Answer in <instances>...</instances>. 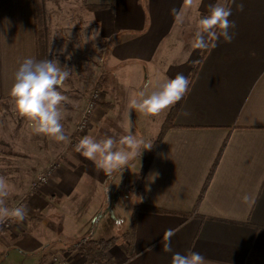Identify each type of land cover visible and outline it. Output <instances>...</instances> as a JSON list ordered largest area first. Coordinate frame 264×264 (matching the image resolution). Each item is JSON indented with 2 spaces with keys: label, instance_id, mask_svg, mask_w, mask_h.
<instances>
[{
  "label": "crops",
  "instance_id": "0c3cea01",
  "mask_svg": "<svg viewBox=\"0 0 264 264\" xmlns=\"http://www.w3.org/2000/svg\"><path fill=\"white\" fill-rule=\"evenodd\" d=\"M219 1L196 0L185 8L183 0H85L61 24L46 18L48 54L67 52L78 61L92 45V79L96 84L102 76L105 97L88 136L119 140L129 128H116L120 122L146 124L141 118L153 117L135 110L129 117L130 96L141 90L150 95L178 73L188 77L200 51L192 47L196 23ZM243 2L240 12L226 0L235 38L211 42L143 173L140 166L137 197L119 211L115 182L75 148L66 149L60 171L22 198L27 219L0 229V257L14 252L20 264H85L70 245L128 231L134 207L142 205L162 212L136 211L132 252L127 255L118 242L109 251L115 264H171L172 253L162 250L169 242L174 252H199L208 264H264V0ZM87 4L103 8L89 10ZM58 27L72 28L66 36L72 42L53 51ZM28 57L36 59L33 2L0 0V103L10 98L14 74ZM169 109L157 115L158 134Z\"/></svg>",
  "mask_w": 264,
  "mask_h": 264
},
{
  "label": "clouds",
  "instance_id": "9594fccd",
  "mask_svg": "<svg viewBox=\"0 0 264 264\" xmlns=\"http://www.w3.org/2000/svg\"><path fill=\"white\" fill-rule=\"evenodd\" d=\"M195 2L196 0H183V6L191 8ZM232 4L237 11L244 10L243 0H232ZM208 9V14L201 16L196 23L192 41L194 49H207L211 41H219L221 38L225 43H231L235 38V33L231 30L235 29L236 24L229 19L233 14L232 8L217 2L210 4ZM171 11L178 21L183 22L184 18L177 9L173 8ZM69 76L70 69L66 65L62 66L58 59L37 60L28 57L20 63L14 74L9 95L15 111L31 122L35 134L47 136L57 142H70L61 122L67 97L59 90ZM189 85V79L178 73L174 78L163 82L159 89L152 91L150 95L146 96L142 90L132 94L127 105L129 117L133 110L147 116L159 115L181 101L188 94ZM117 144L120 145L119 148L116 147ZM151 148V143H146L143 138L133 134L131 120L127 134L119 140L111 136L97 140L85 135L75 145L78 153L92 161L96 168L102 170L109 178L116 172L121 174L131 161L140 158L144 150ZM8 195V181L4 176H0V223L7 219L24 222L28 217L27 207H7L5 200ZM249 200L250 197L246 194L242 197L245 203ZM166 235L170 238L174 235V230H167ZM162 250L172 253L171 264H208L199 252H174L170 242L165 244Z\"/></svg>",
  "mask_w": 264,
  "mask_h": 264
},
{
  "label": "rangeland",
  "instance_id": "374dc122",
  "mask_svg": "<svg viewBox=\"0 0 264 264\" xmlns=\"http://www.w3.org/2000/svg\"><path fill=\"white\" fill-rule=\"evenodd\" d=\"M39 2L42 4L44 10L45 23L48 17V20L61 24L63 21L68 20L69 15H76L79 9L78 6L84 4L85 0H39ZM219 2L225 5L226 0H220ZM80 13L83 14L82 11H80ZM86 14L89 15L88 12H86ZM71 31L72 28L61 29L58 27L54 29V32L57 33L58 36H54L55 38L53 39L52 45L55 49H53V51H55L56 46L60 44L64 47H68L71 44V36L66 37L67 33ZM62 32L65 33L64 36ZM89 32L86 34V39L92 42L93 38L90 37ZM62 36L63 40H61ZM90 46L92 47V45L86 44V54L81 55L78 61L67 52L58 55H50L46 50L47 59H58L62 66L66 65L70 69L69 78L59 88L62 94L67 97V100L64 102L65 111L61 122L70 142H57L47 136L35 134L31 122L21 117L15 111L11 97L0 103V176H4L8 181L9 195L5 200V205L7 207L19 200L22 201L26 193L39 191V189L34 190L31 186L40 173L53 162H57L59 167L54 170L50 178L56 175L60 171L59 168L62 161L65 159L66 149L75 148V145L78 143L75 132L76 124L87 103L89 93L94 88H97L95 87L94 79H92L94 64L91 59H89V57H91L89 53L93 52ZM98 89L101 90V101L99 102V108H96L91 115L85 135L93 131V119L96 120L99 117L100 111H103L104 108L102 103L105 93L101 88ZM121 99H125V97H121ZM119 102L122 103V100H119ZM118 109H121L120 106ZM105 115L104 117H106ZM141 119L146 121V124L136 118L133 121L131 120L133 134L143 138L146 143H150V141L153 142V138L157 136L161 125L159 118L153 116L150 118L142 117ZM128 126L129 125L123 121L115 127L118 129L124 128V130L127 131ZM107 127L108 125H105L106 129ZM146 152L147 150L143 151V153ZM141 164V157H137L130 162L128 167H125L121 174L116 172L109 178V182L113 181L116 183L112 185V188L117 187V190L114 192L118 197L119 211H122L126 202L137 197L136 184L140 178L139 170ZM117 221L119 223V232H122L125 229V227H122V217L119 216ZM14 224L15 221L12 226ZM22 261L23 259L14 252L7 258L3 256L0 257V264H20Z\"/></svg>",
  "mask_w": 264,
  "mask_h": 264
},
{
  "label": "trees",
  "instance_id": "16d2710c",
  "mask_svg": "<svg viewBox=\"0 0 264 264\" xmlns=\"http://www.w3.org/2000/svg\"><path fill=\"white\" fill-rule=\"evenodd\" d=\"M33 2V9H34V19H35V50H36V59L37 60H44L47 59V52H46V44H47V27L45 23L44 18V10L42 7V4L39 2V0H32ZM86 8L89 10L103 8L101 5H86ZM212 42V41H211ZM209 43L207 49H200L199 54L196 58V61L194 65L190 68L188 79L190 83L192 82L196 71L204 58L205 54L207 53L209 46L211 44ZM102 81V76L99 77L97 80L95 87L100 88V82ZM182 101V100H181ZM181 101L177 102L174 106H172L169 111L166 114L165 120L161 126L160 132L152 142V148L148 150L146 155L143 157L142 160V172L147 167L148 163L151 161L153 153L155 152L156 146L160 141V138L166 128L172 125V121L175 117V114L180 106ZM103 104V103H102ZM73 136V135H71ZM216 162L213 164L212 168L210 169V172L208 174V177L206 179V182L204 184V187L200 193L199 199L202 196V193L204 189L206 188L212 173L214 171ZM137 210H143L147 212H155L159 213L162 212V210L151 208L147 206L142 205H136L132 212L131 217V226L128 231L122 232L117 235H113L107 238L99 237V238H90V237H82L76 241H74L70 245V249L77 251L84 257V263L85 264H115L112 256L109 255V251L118 243V242H124L126 245V251L127 255L131 254L132 252V245H133V236H134V230L136 227L135 223V213Z\"/></svg>",
  "mask_w": 264,
  "mask_h": 264
},
{
  "label": "built area",
  "instance_id": "2783aa9c",
  "mask_svg": "<svg viewBox=\"0 0 264 264\" xmlns=\"http://www.w3.org/2000/svg\"><path fill=\"white\" fill-rule=\"evenodd\" d=\"M100 91H101L100 89L94 88L89 93V98L87 100V103L75 127V132L78 138L85 135L92 113L95 111L96 108H99V102L101 101ZM57 167H59V164L57 162H53L52 164H50L43 172L40 173V175L38 176L36 181L33 182L31 187L34 190L39 189L40 185H43L48 181L51 174L54 172V170H56ZM21 205H22L21 200H19L13 203L12 205H10L9 208H14ZM14 221L15 219H7L3 223H0V228H10ZM61 264H63V261H61Z\"/></svg>",
  "mask_w": 264,
  "mask_h": 264
}]
</instances>
